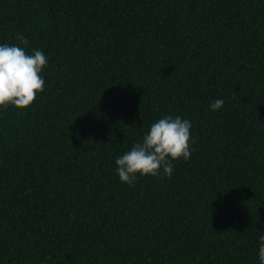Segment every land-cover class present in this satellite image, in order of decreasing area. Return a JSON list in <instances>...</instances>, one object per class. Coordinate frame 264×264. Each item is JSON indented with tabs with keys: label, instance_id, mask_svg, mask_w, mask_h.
Listing matches in <instances>:
<instances>
[{
	"label": "trees",
	"instance_id": "trees-1",
	"mask_svg": "<svg viewBox=\"0 0 264 264\" xmlns=\"http://www.w3.org/2000/svg\"><path fill=\"white\" fill-rule=\"evenodd\" d=\"M2 44L48 64L0 107V264H260L264 0H0ZM169 115L190 158L122 182Z\"/></svg>",
	"mask_w": 264,
	"mask_h": 264
},
{
	"label": "clouds",
	"instance_id": "clouds-1",
	"mask_svg": "<svg viewBox=\"0 0 264 264\" xmlns=\"http://www.w3.org/2000/svg\"><path fill=\"white\" fill-rule=\"evenodd\" d=\"M20 44L27 46L29 41L21 34L16 36ZM48 59L39 49L28 54L19 45H0V107L7 109L31 106L37 94L44 91L45 79L41 75ZM224 104L216 99L211 110H219ZM191 122L180 116H165L155 121L142 141L131 150L117 157L115 164L119 179L132 185L140 176H158L161 170L167 177L173 173V160L191 156ZM259 261L264 264V235L259 237Z\"/></svg>",
	"mask_w": 264,
	"mask_h": 264
}]
</instances>
